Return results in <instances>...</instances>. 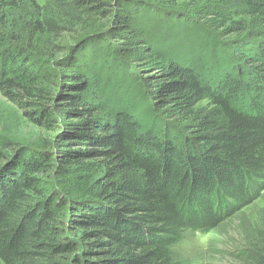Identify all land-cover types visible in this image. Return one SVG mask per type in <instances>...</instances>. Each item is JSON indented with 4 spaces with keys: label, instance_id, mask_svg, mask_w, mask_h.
Returning a JSON list of instances; mask_svg holds the SVG:
<instances>
[{
    "label": "trees",
    "instance_id": "trees-1",
    "mask_svg": "<svg viewBox=\"0 0 264 264\" xmlns=\"http://www.w3.org/2000/svg\"><path fill=\"white\" fill-rule=\"evenodd\" d=\"M94 1L53 0V20L36 5L27 23L0 20V93L51 134L0 140V264H184L174 247L186 234L264 199V0H220L240 37L220 49L189 36L188 58L160 43L165 10L141 20L150 2L97 0L120 6L107 31L43 60L34 38L74 33ZM22 2L0 0V13ZM95 35L105 52L77 54ZM205 54L218 56L210 76ZM112 57L139 65L130 85L116 89ZM242 230L246 264H264V213Z\"/></svg>",
    "mask_w": 264,
    "mask_h": 264
},
{
    "label": "rangeland",
    "instance_id": "rangeland-1",
    "mask_svg": "<svg viewBox=\"0 0 264 264\" xmlns=\"http://www.w3.org/2000/svg\"><path fill=\"white\" fill-rule=\"evenodd\" d=\"M52 1L33 0L30 4L28 0H23L21 7L17 9L18 11L12 9L0 13V20L4 24L8 23L9 25L12 17L16 18L18 15L21 23H27L30 20L29 16L32 15L29 11L31 5L38 6L36 10L40 12L39 16H47L53 20L56 6ZM144 1L147 4L150 2L151 5L148 11L139 15V19L143 20L145 15L150 16V18L158 17L160 19L161 16L159 14H154L159 13L157 9L165 10L163 12L168 13V18L164 16L161 22L165 28L159 31L156 30L159 33V38L162 40L160 43L173 52L181 53V57L188 58L187 53L192 48L193 43L188 38L189 36H199V38L212 37L215 40L214 42L218 41L219 45L217 44L218 46L216 47L220 49H224L223 47L227 48L233 42L232 40L240 37L238 36L239 34L234 33L235 29L231 25L232 21L237 18L233 16L231 18L223 12L216 13L214 5H220V0H134V3H143ZM96 2L97 0L82 15L84 24H79L74 33L65 29L57 39L54 36L49 37L46 34L34 38L36 49L43 55V60L46 61L48 56L55 60V57L62 56L64 53L66 54L73 47L76 48V38L81 37L82 39L86 35L100 32L102 29L104 30L108 20L112 22L115 20L117 14L120 12V6H106L100 9L95 6ZM28 4L29 8L27 9L25 6ZM41 8H45V10ZM1 14L6 16L4 20H2ZM60 25L64 26L62 23ZM104 31L106 32L107 30L105 29ZM95 36L92 40L85 41L77 54L80 53L82 56V53L86 51L92 53L94 50H102L103 54L106 47L105 43H99L97 35ZM108 38L111 39L113 37ZM48 51L51 53L49 54ZM211 58L216 60L218 56L215 54L211 56L205 54L206 63L200 64L199 68L204 75L210 76L214 74L209 63H207ZM109 61V73H113L116 76V89L121 85H130L129 82H131L132 75L134 72H137L139 65H136V62H134L132 65L124 67V64L116 63L114 57L110 58ZM145 62L143 66L148 64L147 61ZM101 71L106 72L107 68H101ZM122 76H124V79H121ZM200 105H207V100L204 99ZM140 111L142 113H149L146 106H143ZM148 118L150 117H147L146 120ZM50 137V133H47L43 128L36 127L32 121H28L22 114L21 109L8 101L0 93V140L1 138L12 140V146L15 143L37 145ZM0 150L10 153L7 149ZM262 212L264 213V199L258 198L231 218L224 220L211 233L200 234L192 232L186 234L183 240L174 247L177 258L182 259L184 264H246L247 260L242 255V249L245 246L243 244L245 234L239 233L238 229L243 231L242 227H250L255 224L258 214Z\"/></svg>",
    "mask_w": 264,
    "mask_h": 264
}]
</instances>
